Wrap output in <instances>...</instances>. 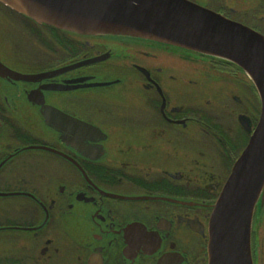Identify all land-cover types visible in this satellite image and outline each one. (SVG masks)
Returning <instances> with one entry per match:
<instances>
[{"label":"flooded vegetation","instance_id":"flooded-vegetation-1","mask_svg":"<svg viewBox=\"0 0 264 264\" xmlns=\"http://www.w3.org/2000/svg\"><path fill=\"white\" fill-rule=\"evenodd\" d=\"M189 1L264 36V0ZM0 29V61L28 75L0 76V264H208L212 205L261 116L246 73L5 6ZM250 249L264 264L262 192Z\"/></svg>","mask_w":264,"mask_h":264},{"label":"water","instance_id":"water-1","mask_svg":"<svg viewBox=\"0 0 264 264\" xmlns=\"http://www.w3.org/2000/svg\"><path fill=\"white\" fill-rule=\"evenodd\" d=\"M0 3L38 24L79 36H130L171 45L227 60L246 73L259 92L261 116L212 205L207 249L208 264H253L252 214L257 196L264 194V36L189 0H0ZM7 75L14 79L28 77L0 61V76Z\"/></svg>","mask_w":264,"mask_h":264},{"label":"rangeland","instance_id":"rangeland-1","mask_svg":"<svg viewBox=\"0 0 264 264\" xmlns=\"http://www.w3.org/2000/svg\"><path fill=\"white\" fill-rule=\"evenodd\" d=\"M1 6H3V5L0 3V7H1ZM0 30H1V29H0ZM2 31H3V30H2ZM0 33H3V32H0ZM0 43H2V44L6 43L5 39L2 40V41H0Z\"/></svg>","mask_w":264,"mask_h":264}]
</instances>
